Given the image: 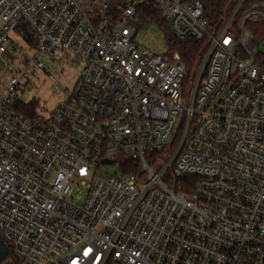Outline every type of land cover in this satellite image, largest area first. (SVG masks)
Masks as SVG:
<instances>
[{
	"label": "built area",
	"instance_id": "built-area-1",
	"mask_svg": "<svg viewBox=\"0 0 264 264\" xmlns=\"http://www.w3.org/2000/svg\"><path fill=\"white\" fill-rule=\"evenodd\" d=\"M247 1L212 26L200 0H0V54L21 49L0 81L12 264H264V5ZM141 6L203 43L192 80L134 43ZM47 62L79 72L24 116Z\"/></svg>",
	"mask_w": 264,
	"mask_h": 264
},
{
	"label": "rangeland",
	"instance_id": "rangeland-1",
	"mask_svg": "<svg viewBox=\"0 0 264 264\" xmlns=\"http://www.w3.org/2000/svg\"><path fill=\"white\" fill-rule=\"evenodd\" d=\"M234 1L232 2L229 12L232 11L234 7ZM263 33L264 26L258 30L257 36H261ZM134 43L149 49L152 53L157 55L166 54L168 52L164 32L155 22H142V24L138 27ZM20 50L21 49L16 52V55L20 52ZM26 50L28 51L25 47V51L23 50V52H27ZM258 51L264 53V38L258 47ZM173 54L176 55L177 53ZM20 67L21 63L19 61L15 60V62L11 64L8 60H6V57H3V55L0 54V81L1 79L9 77L12 72L16 71V69ZM46 67L50 74H46L39 70L33 74L28 83L27 92L21 95V100L28 102L36 100L39 103V107L43 111L49 112L64 102V91L66 88H72L75 76H77L79 69H69L65 67L59 69L51 62H47ZM195 70L190 73V80L194 78L196 73ZM186 90L188 91L189 88H186ZM158 167L159 165H156L155 168L157 169ZM107 171L109 173H117L118 169L115 166H108ZM80 193L83 195L84 191ZM77 203L82 204L83 199L78 200ZM1 238L3 239L2 236ZM2 264L12 263L8 259Z\"/></svg>",
	"mask_w": 264,
	"mask_h": 264
},
{
	"label": "trees",
	"instance_id": "trees-1",
	"mask_svg": "<svg viewBox=\"0 0 264 264\" xmlns=\"http://www.w3.org/2000/svg\"><path fill=\"white\" fill-rule=\"evenodd\" d=\"M204 6V17L212 25L217 26L221 19L229 13L230 7L234 0H200ZM255 5H264V0H248L245 8H251ZM139 17L142 22H155L164 32L165 43L168 47L166 54L171 55L177 53L184 62L188 71L191 73L198 66L199 59L203 53V43H199L194 38L180 40L173 35L168 27L167 21L157 11H151L145 6L139 8ZM17 48L3 55L11 64L17 60ZM39 109V103L36 100L30 101L27 104L23 102L17 105V110L20 114L32 117ZM1 238V236H0ZM13 259L11 248L9 247V255L4 260ZM3 261V262H4ZM2 262V263H3ZM14 264H18L13 260ZM0 263V264H2Z\"/></svg>",
	"mask_w": 264,
	"mask_h": 264
},
{
	"label": "water",
	"instance_id": "water-1",
	"mask_svg": "<svg viewBox=\"0 0 264 264\" xmlns=\"http://www.w3.org/2000/svg\"><path fill=\"white\" fill-rule=\"evenodd\" d=\"M9 255L8 246L0 238V263H2Z\"/></svg>",
	"mask_w": 264,
	"mask_h": 264
}]
</instances>
